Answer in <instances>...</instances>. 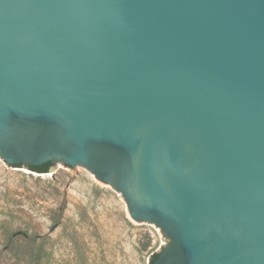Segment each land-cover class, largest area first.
<instances>
[{"label": "water", "instance_id": "water-1", "mask_svg": "<svg viewBox=\"0 0 264 264\" xmlns=\"http://www.w3.org/2000/svg\"><path fill=\"white\" fill-rule=\"evenodd\" d=\"M0 158L86 167L152 264H264V0H0Z\"/></svg>", "mask_w": 264, "mask_h": 264}, {"label": "rangeland", "instance_id": "rangeland-1", "mask_svg": "<svg viewBox=\"0 0 264 264\" xmlns=\"http://www.w3.org/2000/svg\"><path fill=\"white\" fill-rule=\"evenodd\" d=\"M168 240L86 167L38 173L0 158V264H149Z\"/></svg>", "mask_w": 264, "mask_h": 264}, {"label": "trees", "instance_id": "trees-1", "mask_svg": "<svg viewBox=\"0 0 264 264\" xmlns=\"http://www.w3.org/2000/svg\"><path fill=\"white\" fill-rule=\"evenodd\" d=\"M50 165H51V162L48 161V162H44V163L36 165V166L26 165V167L31 171L42 173V172H47V169L49 168ZM156 256H157V253L151 254V257L149 259V264H152V262L156 258Z\"/></svg>", "mask_w": 264, "mask_h": 264}, {"label": "bare ground", "instance_id": "bare-ground-1", "mask_svg": "<svg viewBox=\"0 0 264 264\" xmlns=\"http://www.w3.org/2000/svg\"><path fill=\"white\" fill-rule=\"evenodd\" d=\"M23 171H26L25 169L21 168Z\"/></svg>", "mask_w": 264, "mask_h": 264}, {"label": "flooded vegetation", "instance_id": "flooded-vegetation-1", "mask_svg": "<svg viewBox=\"0 0 264 264\" xmlns=\"http://www.w3.org/2000/svg\"><path fill=\"white\" fill-rule=\"evenodd\" d=\"M49 162H51V161H49ZM53 162H51V164H52ZM158 253V252H157Z\"/></svg>", "mask_w": 264, "mask_h": 264}]
</instances>
